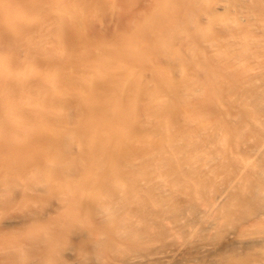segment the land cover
<instances>
[{"label":"bare ground","instance_id":"6f19581e","mask_svg":"<svg viewBox=\"0 0 264 264\" xmlns=\"http://www.w3.org/2000/svg\"><path fill=\"white\" fill-rule=\"evenodd\" d=\"M0 264H264V0H0Z\"/></svg>","mask_w":264,"mask_h":264},{"label":"rangeland","instance_id":"374dc122","mask_svg":"<svg viewBox=\"0 0 264 264\" xmlns=\"http://www.w3.org/2000/svg\"><path fill=\"white\" fill-rule=\"evenodd\" d=\"M25 7L26 8H28V6L27 5H25ZM4 36H5V38L8 40V41H10L11 40V35H9L8 33L7 34H5L4 33ZM253 159H251L250 161H252ZM226 194V193H225ZM224 197V195H222L221 196V198H223ZM226 200L224 199V200H222V202L224 203ZM176 248V249H175ZM181 249H183V246L182 245H177L176 247H171L170 249H164V250H162L161 252H159L158 254H157V256L158 257H162V258H165V259H167L168 257H178V255H179V253H180V251H181ZM162 254V255H161Z\"/></svg>","mask_w":264,"mask_h":264}]
</instances>
